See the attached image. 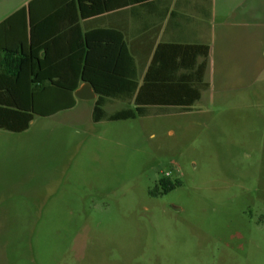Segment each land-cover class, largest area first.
Segmentation results:
<instances>
[{
	"label": "rangeland",
	"instance_id": "1",
	"mask_svg": "<svg viewBox=\"0 0 264 264\" xmlns=\"http://www.w3.org/2000/svg\"><path fill=\"white\" fill-rule=\"evenodd\" d=\"M213 86L188 111L95 123L79 102L0 130V264H264V70Z\"/></svg>",
	"mask_w": 264,
	"mask_h": 264
},
{
	"label": "crops",
	"instance_id": "2",
	"mask_svg": "<svg viewBox=\"0 0 264 264\" xmlns=\"http://www.w3.org/2000/svg\"><path fill=\"white\" fill-rule=\"evenodd\" d=\"M33 1L0 0V107L10 106L12 99L29 106L34 100L48 115H36L34 120L72 111L79 102L93 101L94 112L97 96L93 100L77 96L86 84L79 76L88 52L93 72L99 65H113L111 56L117 57L128 47L136 66L131 73H137L141 85L151 67L150 91L168 90L173 78L196 76L194 88L201 96L191 108L217 89L213 86L217 76L226 84L235 76L248 80L253 70H264V0L240 4L236 0H149L86 18L76 0L53 10H45L47 4L40 3L34 13V36L30 19L9 21ZM186 46L210 47L205 71H200L205 61L200 54L203 50ZM12 67L14 75L7 71ZM20 69L25 78L16 84ZM111 101L122 100L108 99L105 108ZM125 102L135 107L133 101ZM183 105H153L149 109H180Z\"/></svg>",
	"mask_w": 264,
	"mask_h": 264
},
{
	"label": "trees",
	"instance_id": "3",
	"mask_svg": "<svg viewBox=\"0 0 264 264\" xmlns=\"http://www.w3.org/2000/svg\"><path fill=\"white\" fill-rule=\"evenodd\" d=\"M78 3L79 11L83 18L86 15L94 17L108 13L113 9L125 7L127 5L144 3L149 0H76ZM40 3L47 4L48 9L53 10L54 7L68 6L71 4V0H34L28 7L19 11L12 16L10 20L15 19H30L32 28V34L34 36V18L36 17V6ZM8 22L5 23V25ZM188 48H198L203 51L200 53L205 57L203 65L200 67V71H205L208 64V58L210 55V47H194L186 46ZM90 52H88L83 73L79 76L80 81L89 83L95 93L97 94V100L93 112V121L95 123L102 122L103 120L109 121H125L136 119L137 117H143L147 115L149 107L153 105L166 106V105H183V103H190L180 106L181 110L188 111L192 105L197 102L201 96V91L194 88V82H196V76H183L181 78H173L170 80L168 90L162 89V91H150V71L148 70L143 84L141 85L137 76V73L132 74L131 69H134L135 65L128 47H124V51H119L118 56H111V60L114 61L113 65L94 67L93 72H90ZM134 64V65H133ZM136 68V66H134ZM7 69V68H6ZM14 67L8 68L10 74L14 75ZM23 69L16 74V84H20V80L25 77L22 75ZM23 76V77H22ZM203 77L199 75V78ZM23 78V79H22ZM4 82V81H3ZM80 83V82H79ZM197 83V82H196ZM4 85V84H3ZM165 86V85H163ZM197 86V85H196ZM204 87L209 88V84H204ZM192 89V90H191ZM69 93V92H67ZM10 94H14L10 92ZM35 92L33 93V96ZM13 96V95H12ZM158 97V98H157ZM191 97V99H189ZM108 99L133 101L135 104V110L127 109L121 112H117L113 115H108L105 111L106 101ZM22 105L19 101L12 99V104L7 107H0V129H5L13 133H23L30 127L31 122L35 116L48 117V115L38 106L34 105ZM62 108V110L71 109ZM180 183H172L165 179L160 180L158 186L151 192L153 196H159L173 191Z\"/></svg>",
	"mask_w": 264,
	"mask_h": 264
},
{
	"label": "water",
	"instance_id": "4",
	"mask_svg": "<svg viewBox=\"0 0 264 264\" xmlns=\"http://www.w3.org/2000/svg\"><path fill=\"white\" fill-rule=\"evenodd\" d=\"M77 96L82 100H93L96 98L97 94L95 93L93 87L89 83H86L78 90Z\"/></svg>",
	"mask_w": 264,
	"mask_h": 264
}]
</instances>
